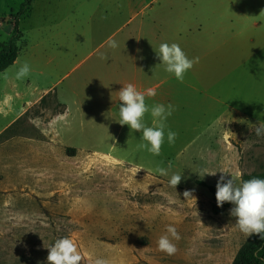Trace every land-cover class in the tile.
<instances>
[{
	"label": "rangeland",
	"instance_id": "1",
	"mask_svg": "<svg viewBox=\"0 0 264 264\" xmlns=\"http://www.w3.org/2000/svg\"><path fill=\"white\" fill-rule=\"evenodd\" d=\"M24 1L0 0V50L13 39L20 51L18 63L0 72V264H48L45 246L64 237L77 245L82 264L97 258L109 264H233L250 236L230 214L233 204L222 214L211 210L212 194L203 183L217 185L220 171L234 173L237 184L245 173L264 177V135H256L260 124L247 113L210 127L216 113L197 115L179 130L167 120L160 155H139L141 162H134L111 152L108 139L97 145L100 130L88 120L77 121L69 109L74 107L53 95L35 104L16 99L20 111L6 113L3 108L10 104L3 98L12 91L6 75L27 62L29 76L44 79L32 72L43 62L34 68L29 63V43L42 40L48 22L97 3L30 0L21 12ZM254 1L264 18V0ZM255 70L262 81L264 65ZM29 76L18 81L25 86ZM66 111V122L59 120ZM169 129L177 133L172 144ZM69 147L76 148L74 155ZM202 169L217 173L201 178ZM174 174L182 176L176 188L169 183ZM169 225L180 237L169 234L177 248L173 255L157 243Z\"/></svg>",
	"mask_w": 264,
	"mask_h": 264
},
{
	"label": "crops",
	"instance_id": "2",
	"mask_svg": "<svg viewBox=\"0 0 264 264\" xmlns=\"http://www.w3.org/2000/svg\"><path fill=\"white\" fill-rule=\"evenodd\" d=\"M92 1L97 3L90 10L48 22L42 40L39 36L29 43V63L34 68L43 62L32 72L44 79L29 76L23 86L14 74L6 75L12 87L3 98L10 101L3 108L6 113L20 111L15 110L16 99L35 104L53 95L74 107L69 109L77 121L88 120L92 129L100 130L97 145H103L101 138L108 139L111 152L134 162L152 153L141 146L145 141L137 137L140 131L117 122L123 84L132 83L145 93L154 90V97L146 95L149 108L174 105L167 120L175 130L194 122L197 115L212 113L216 117L206 127L244 113L264 123V79L255 70L257 64L264 65V18L259 17L256 1ZM165 42L179 44L189 59L199 58L183 83L159 65L155 49ZM144 123L152 126L150 112Z\"/></svg>",
	"mask_w": 264,
	"mask_h": 264
},
{
	"label": "clouds",
	"instance_id": "3",
	"mask_svg": "<svg viewBox=\"0 0 264 264\" xmlns=\"http://www.w3.org/2000/svg\"><path fill=\"white\" fill-rule=\"evenodd\" d=\"M111 46H116L114 41ZM155 51L158 59L161 61L159 65H164L165 71L173 74L181 83L184 81L185 74L199 61L198 57L189 59L177 43H161L159 49H155ZM30 74L31 66L25 62L17 70L15 78L22 80ZM118 94L121 103L119 107L120 119L117 122L121 126L128 125L133 132L140 131L142 133L141 139L146 142L141 146L145 147L153 155L159 156L165 139V122L175 111L174 105L171 103L167 106L155 104L149 108L146 104V95L154 97L155 91L148 90L147 93L141 92L132 83L123 84ZM149 112L153 118L151 127L144 123V117ZM66 116L67 111L58 119L66 122ZM256 135H264V123L256 128ZM176 136L177 133L169 129L167 132L168 143H174ZM158 171L162 175H167V171L163 168L158 169ZM220 172L224 173V175L220 176L216 185L217 205L222 207L225 202L233 204L234 207L230 210V214L236 218V224L241 232L247 236L254 234L264 236V179L252 178L242 184H237L234 173ZM198 173L203 178L205 175H216L217 172L202 169ZM228 174L231 176L230 179L227 178ZM181 178V175L174 174L169 181L170 186L176 188L181 182ZM184 196L187 199L193 198L189 191H185ZM166 232L167 234L159 238L157 242L158 248L168 255H173L177 251V248L169 238V234L176 240L180 237L176 228L171 225L167 227ZM45 247L48 249V264H82L83 257L77 245L68 237L57 239L54 244ZM94 264H109V261L97 258Z\"/></svg>",
	"mask_w": 264,
	"mask_h": 264
},
{
	"label": "trees",
	"instance_id": "4",
	"mask_svg": "<svg viewBox=\"0 0 264 264\" xmlns=\"http://www.w3.org/2000/svg\"><path fill=\"white\" fill-rule=\"evenodd\" d=\"M29 1L30 0H25L22 3L21 12H24L27 9V4H29ZM18 54V45L12 39L7 47H4L0 50V71H4L10 65H12L17 59ZM68 150L70 151L71 155H74L76 148L69 147ZM252 178L264 179L263 176H259L255 173H245L242 177V183ZM203 184L207 185L212 194L211 210L215 214H222L226 212L232 204L225 202L222 207H219L216 200V185L207 183ZM233 264H264V236H258L255 234L250 236V238L239 248Z\"/></svg>",
	"mask_w": 264,
	"mask_h": 264
},
{
	"label": "bare ground",
	"instance_id": "5",
	"mask_svg": "<svg viewBox=\"0 0 264 264\" xmlns=\"http://www.w3.org/2000/svg\"><path fill=\"white\" fill-rule=\"evenodd\" d=\"M7 103H10V101H9V99L7 98L6 100H5Z\"/></svg>",
	"mask_w": 264,
	"mask_h": 264
}]
</instances>
